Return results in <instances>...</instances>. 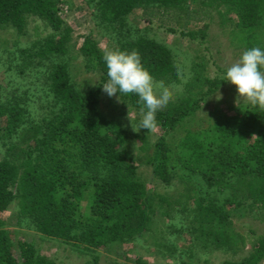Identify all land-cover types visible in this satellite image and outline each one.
Listing matches in <instances>:
<instances>
[{
	"label": "trees",
	"instance_id": "obj_1",
	"mask_svg": "<svg viewBox=\"0 0 264 264\" xmlns=\"http://www.w3.org/2000/svg\"><path fill=\"white\" fill-rule=\"evenodd\" d=\"M189 1H193V9ZM69 4L66 0H0V31L11 29L24 36L30 17L43 20L51 29L48 36L33 42L32 48L17 50L18 55L12 57L9 53L14 51H4L11 74L31 77L33 86L43 90L37 94L33 87L30 101L21 99L29 89L11 101H0V117L4 118L0 137L18 138L0 161V213L15 202L17 216L30 220L38 233L74 243L80 252L99 247L109 251L142 237L155 242L162 234L156 215L163 220L179 217L180 231H187L202 248L222 247L236 254L234 250L250 243L247 257L223 264H260L264 235L250 241L249 236L235 233L230 215L238 208L252 219L264 220V108L251 106L233 116L221 114L207 129L185 130L179 142L170 141L169 137L186 127L204 102L228 83L227 70L208 55V48V58L197 49L191 79L176 93L175 100L157 113L156 126L162 134L152 153L132 156L126 151L130 138L121 124L103 117L100 88L81 91L70 78V63L83 58L86 68L99 74L100 86L108 80L105 52L93 35H85L79 47L72 43L71 29L64 21ZM137 9H142L141 17L148 23L167 15L177 23L184 19L185 24L205 22L215 11L220 24L229 26L227 36L232 46L237 44L244 51L264 48V0H96V25L115 38L107 50L138 51L153 80L166 86L180 83L170 50L141 36L124 41L130 33L126 18ZM230 14L234 17L225 18ZM207 29L208 24H204L199 30L179 29L178 34L200 45L206 42ZM168 30L172 34L178 31ZM20 57L23 59L18 63ZM209 62L215 69L213 78L209 77ZM0 90L4 93L2 86ZM16 91L19 88L13 87L6 93ZM118 98L136 113L146 110L135 95ZM34 102L38 109L31 117ZM249 135L253 139L245 143ZM76 159L86 171L99 170L106 178L89 186L84 175L92 180H98L99 175L78 173L73 168ZM139 164L149 166L155 180L164 186L169 187L177 177L181 189L167 195L147 190L137 173ZM83 203L88 205V213H82ZM230 205L233 208L226 210ZM173 220L169 227L177 225ZM12 246L0 229V264H55L39 255L31 243L18 241L17 255L12 254ZM170 246L165 248H175ZM136 264L145 263L136 258Z\"/></svg>",
	"mask_w": 264,
	"mask_h": 264
},
{
	"label": "rangeland",
	"instance_id": "obj_2",
	"mask_svg": "<svg viewBox=\"0 0 264 264\" xmlns=\"http://www.w3.org/2000/svg\"><path fill=\"white\" fill-rule=\"evenodd\" d=\"M66 1L70 4L67 7L68 11L65 13L64 21L65 25L71 29L70 35L72 43H76L77 47H79L82 44L83 37L92 34L100 49L104 51L105 54L109 52L107 50L108 46L110 43L115 44V38H112V35L103 32V30L97 27L96 19L93 16L96 0ZM187 3L190 4V9L194 8L193 1ZM141 15L142 9H137L126 18L130 33L124 36V41L141 36L153 40L170 50L180 83L166 86L153 80L154 94L159 96L162 92L166 91L170 97V102L175 100L176 93L181 91L184 84L191 79V68L195 61L194 56L197 49H199V55L208 58L207 51L205 50V48H208V55H212L218 66L226 70L234 63L238 62L244 52V50L237 47L239 45L233 44L234 46H232L227 36L229 26H222L220 24L222 20L215 11H212L210 19H207L205 22L200 23L191 21L189 24H185L184 19H180L179 23H177L174 17L171 18L167 15L163 16L160 20H153L151 23H148L142 19ZM232 17H234V15L230 14L225 18ZM204 24H208V29L206 31L207 38L206 42L200 45H198V42L190 41L187 37H182L178 34L179 29L186 32L188 30H199ZM168 29L178 30L177 34L170 33ZM50 33L51 29L49 26H47L43 20L35 17L27 19L26 35L24 36L17 35L15 31L11 29L4 32L0 31V86H2L4 90V93L0 90V101H5L6 99L11 101L16 95L25 92L27 89L30 90L29 93L27 96H22L21 99L25 97L30 101V95H32L33 90L36 88L37 94H39L38 92L42 93V86H33L35 83L33 78H23V76L18 77L11 74L9 64L6 61L7 54H4V51H14L13 53H9L13 57V55H18L17 50L32 48L33 42L38 43L40 38H45ZM22 57L18 59V63L22 62ZM63 58L64 57H61L59 60L62 61ZM70 65V78L81 91L87 92L95 88H100L99 108L106 120H114L121 124L125 133L128 134L130 143L126 149L127 153H131L132 156L150 155L152 153L151 148H153V145L162 134L158 126L148 131L146 129H139L143 114L136 113L135 110L130 109L127 104L119 100L118 96L108 97L107 94L102 91V86H100L99 74L96 71L93 72L86 68L85 59L80 58L70 63ZM208 65L210 67L209 77L213 78L216 76L215 69L211 66L210 62ZM39 70L43 69L40 68ZM3 73L6 75H2ZM13 87L19 88L20 91L9 94L6 93L8 91L11 92ZM37 94L35 96H37ZM32 101H34L33 98ZM42 102L44 105L46 100L43 99ZM36 106L37 103L34 102L32 107L36 109H31V117L34 116L38 109ZM251 106L252 105L247 100L238 98L234 86L226 83L214 93L211 98L204 102L201 111H199L195 117L190 118L193 120H185L187 121V126L178 130L174 137H169V140L175 143L178 138L181 139L185 130L202 131L211 126L217 116L221 114L233 116L237 113H243L250 109ZM3 119L4 118L0 117V121ZM1 132L2 131H0V136ZM11 137L10 140L0 137V161L7 148L13 145V143H18V138H16V136ZM180 139L177 142H179ZM252 139L253 136L249 135L244 138V142L250 143ZM80 165L81 163H78L76 159L73 168H76L78 173L99 175L98 180H92L84 175L89 186H92V182L94 181H101L106 178L105 176L102 178L103 176L100 175L99 170L88 172ZM137 173L144 181L149 191H156L160 195H167L173 194L181 189L180 180L177 177L169 187L157 182L149 166L139 164ZM89 190H93V188L90 187ZM82 206L84 209L82 213H88L89 210L86 209L88 205L83 203ZM231 208H233L232 205L229 207L226 206V210ZM155 218L158 220L156 226L162 229V234L159 235L161 238L159 237V240L154 242L150 237H142L135 242L122 243L109 251L105 247H99L94 250L90 249L88 251L85 250V252H80L73 246L74 243H65L59 240L49 239L38 233L34 227L31 226L33 224H31L30 220L27 221L17 216V206L15 202L11 204L5 212L0 213V229L5 232L10 241H12L13 246L11 252L13 255H17L16 244L18 241L22 240L31 243L39 255L55 262V264H95L94 257H97L96 264H136V258H140L145 264H223L225 261H241L249 255L250 243H247L246 247L243 249L239 248L234 250L236 254L225 252L222 247L219 250L202 248L200 243L193 241V238L187 231H180V226L178 225L179 217H176L174 220L172 219L173 225L177 224L173 226L174 228L168 226L172 220H163L160 215H156ZM230 219L232 221V230L245 237L249 236L250 239L248 240L250 241L251 239H256L264 235V220L259 221L252 219L250 214L245 210L243 211L237 208L235 214L230 215ZM186 224L187 222L183 220L182 225L186 226ZM170 245L175 247L171 251L165 248ZM162 255H164V257H162ZM260 264H264V260H262Z\"/></svg>",
	"mask_w": 264,
	"mask_h": 264
},
{
	"label": "clouds",
	"instance_id": "obj_3",
	"mask_svg": "<svg viewBox=\"0 0 264 264\" xmlns=\"http://www.w3.org/2000/svg\"><path fill=\"white\" fill-rule=\"evenodd\" d=\"M103 59L108 80L102 85V91L110 98L129 94L139 97L146 109L139 129H154L157 113L167 108L170 97L166 91L159 96L154 94L153 78L144 68L140 53L117 49L107 52ZM225 79L234 86L238 98L264 108V48L246 49L238 62L227 69Z\"/></svg>",
	"mask_w": 264,
	"mask_h": 264
}]
</instances>
